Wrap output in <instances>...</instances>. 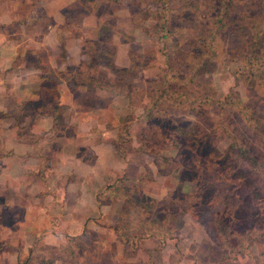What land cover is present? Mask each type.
Masks as SVG:
<instances>
[{"label": "rangeland", "instance_id": "374dc122", "mask_svg": "<svg viewBox=\"0 0 264 264\" xmlns=\"http://www.w3.org/2000/svg\"><path fill=\"white\" fill-rule=\"evenodd\" d=\"M56 1L0 0L14 20L3 32L24 33L22 61L41 73L36 101L17 92L0 113L41 166L23 191L20 168L0 181V251L18 264H264V0ZM39 115L53 136L32 132ZM27 216L40 234L18 232Z\"/></svg>", "mask_w": 264, "mask_h": 264}, {"label": "crops", "instance_id": "0c3cea01", "mask_svg": "<svg viewBox=\"0 0 264 264\" xmlns=\"http://www.w3.org/2000/svg\"><path fill=\"white\" fill-rule=\"evenodd\" d=\"M18 1H20L21 3H25L28 0H18ZM40 2L41 4L43 3V1H40ZM46 2L47 3L44 6L42 5L45 11H48L47 8L52 7L50 5H53L55 8L59 7L57 6L56 0H46ZM18 8L19 7H17V9ZM12 11H14V9ZM47 14L51 15V18L55 20L54 13L46 12V15ZM13 21L14 20H11L10 16H7L5 13L2 14V12H0V113L4 112L6 108L7 110H9L8 107L16 105V96L19 95L17 92H20L21 96L27 97V99L25 100L36 101L38 99V97H36L38 93V88L41 87L39 83L40 77H38V75H41L40 71L36 68H33V69H29L27 67L25 68L26 63L24 61H26V58H27L26 54L28 52L29 47L22 48L23 46L22 44H24V42L28 40V39L25 40L22 37H20V36H23L24 33H20L19 35H14L15 32H12V33L3 32L5 28L13 24ZM19 24L21 25V23H16L14 25L18 26ZM23 63H24V67H22ZM13 67H16L17 69L12 70ZM8 91H11V92L15 91V92H13V95H12V93ZM33 92L35 94H33ZM39 116L41 117H38L33 120L34 122L32 124V128H33L32 132L36 133V135L38 133L47 132L48 135L53 136L54 132L52 133V131H49L53 127V120L51 118L50 119L44 118L48 116H43V115H39ZM7 117H8L7 115L4 116V114H0V148L3 150L2 152L4 153V155L0 156V170H1L0 181L2 182L8 181V177L5 176V172L7 175L8 173L7 168H9V165H10L11 170L20 168L18 169L19 171H15V172L20 173L19 176H22V178H19L18 180L20 182L19 183L20 190L23 191V187L26 185V182L28 180V178L25 175L26 174L37 175V170L40 169L41 166L37 164L36 170L33 171L31 167L34 162V159L33 160L30 159V162L27 163L26 160L29 158L27 155H31V150L33 152L35 151L36 143L33 140L32 141L26 140L25 139L26 134L25 135L17 134L18 136H15V133H14L15 130L13 128V125L11 126L10 123L7 122V119H8ZM42 128L44 131L42 130ZM77 136H78V133L76 137ZM34 138L37 140L36 137ZM67 143L69 144V142H66V144ZM80 147L81 149L86 148L85 145H80ZM53 149H56V148H51V150ZM2 152H0V155L3 154ZM19 159H25V162L21 164L22 162L19 163ZM28 170H30V174L27 172ZM28 185L29 183H27V186ZM26 190L27 191H24L26 194H28V196H26V199H25L26 204H28L29 202L38 201L37 196H34V198L28 199V197H31L33 193L28 191V189ZM46 201H48V199H46ZM28 206L30 209H32L31 206L33 205L30 206L29 204ZM42 208H40V210H43ZM36 211L40 212L39 208H36ZM38 214L36 215L37 216L36 218L39 219V222L43 223L44 220L40 221L42 217H40V215L38 216ZM29 219L31 218L28 216L25 217V220H24L25 223L24 221L20 223V227L18 226V232L20 231V234H40L39 232H41L42 230L41 229L42 225L40 226L38 222L37 223L28 222ZM48 229H49L48 231L49 235L52 234V236L55 237L53 235V230H54L53 226L48 227ZM46 235L47 236H44V237L47 240V238L49 237H48V234ZM52 241H49L48 243L47 242L46 243L51 245L53 244ZM26 248L27 247L23 246L21 248V252L25 251ZM43 251H46V250L43 249ZM11 253L13 254L16 252H11L9 250L0 251V261L1 262L4 261L3 264H5L6 261H9L7 264H18V262L12 263V259L8 258L9 257L8 254H11ZM16 259H18V257Z\"/></svg>", "mask_w": 264, "mask_h": 264}, {"label": "trees", "instance_id": "16d2710c", "mask_svg": "<svg viewBox=\"0 0 264 264\" xmlns=\"http://www.w3.org/2000/svg\"><path fill=\"white\" fill-rule=\"evenodd\" d=\"M260 63H262V61H259Z\"/></svg>", "mask_w": 264, "mask_h": 264}]
</instances>
